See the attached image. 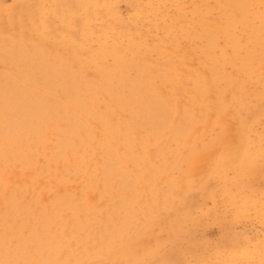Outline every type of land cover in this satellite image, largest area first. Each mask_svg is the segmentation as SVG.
Here are the masks:
<instances>
[{
    "label": "bare ground",
    "instance_id": "1",
    "mask_svg": "<svg viewBox=\"0 0 264 264\" xmlns=\"http://www.w3.org/2000/svg\"><path fill=\"white\" fill-rule=\"evenodd\" d=\"M67 1L71 7L67 6ZM136 1L142 6L143 17L151 20L146 24L135 23L132 32L119 30L120 36L116 34L114 38L123 46L117 51L119 55H110L115 66L103 76L107 86L112 85L120 94L119 100L94 89L95 83L79 76L78 71L82 75L86 73L78 66L64 67V55L56 54L51 60H45L57 69L54 73L57 76H50L51 72L41 77L26 74V69L35 63L20 60V56L32 47L37 50L36 45L52 47L50 43L48 46L40 42H45L46 35L52 34V31L47 34L44 26L49 25L46 21L56 13L45 5V0H12L13 6L0 1V29H6L0 33V56L16 61L3 72L4 76L0 74V231L4 225L8 233L16 232L13 225L21 221L30 225L26 227L29 235L39 227L50 230L47 224L52 221L53 214L48 204L41 207L34 189L40 184L48 191L47 200L54 213L64 208L71 212L70 230L78 229L82 221L96 223V216L105 215L100 212L104 207L108 210L105 221L109 223L118 220L122 226H129L136 211L150 221L155 216L154 211L134 208L138 204L137 189L130 187L128 195L123 193L124 179L129 178V165L124 166L126 160L134 162L135 169L144 168L149 172L142 185L151 191L158 171L152 164L145 166L144 160L158 158L162 165L170 159L176 162L177 146H188L211 133L222 144H227L226 157H231L234 149L229 145L246 143L247 128L264 119V110L260 113L257 110L259 101L264 104V0H177V30L174 21H169L164 12L165 5L173 0ZM52 2L56 3L57 9H53L57 13L69 9L75 11L71 14L75 16L79 8L83 18L104 14L107 17L111 15L106 12L117 11V4L109 0ZM15 7H18L17 14H13ZM10 18L18 25H13ZM77 18L72 17L73 27L68 37L66 31L61 30L58 32L60 38L71 40L74 34L85 37L81 32L87 31V23ZM160 22L165 28H159ZM76 24L80 27H75ZM142 26L150 32L142 33ZM7 33L17 37L14 45L8 37H3ZM37 39L40 42L35 41ZM152 43L154 46H150ZM168 43L171 44L169 50ZM91 44L87 39H79L69 50L84 56ZM138 55L142 59L136 60ZM226 63L231 64L230 71L224 68ZM42 70L47 71L45 67ZM253 74L255 80L251 78ZM70 75L81 81H66ZM58 80L62 85L56 83ZM58 95H63L62 100L59 101ZM120 102L136 110V116L126 120L117 115L115 109ZM44 113L47 114L46 123L36 126L27 123L37 121ZM17 128L26 129L25 133L35 136L36 146H40V151H36L40 156L36 164H30L31 158H27L29 145L23 143L25 136L8 131ZM95 128L100 129L98 139ZM44 133L49 135L47 141L41 137ZM94 143L99 144L101 154L96 152ZM116 145L123 146L125 151L121 152ZM140 151L145 152L144 156H139ZM45 153L50 157L45 158ZM97 157L102 159L101 163ZM43 163L46 169H41ZM55 163L60 166L58 182L48 174L56 170ZM41 176L43 184L39 180ZM69 178L82 190L90 188L84 192L94 195L93 200L81 201L80 196L68 188L58 193L56 188ZM166 180L170 185L165 186L161 196L167 200L177 182ZM113 194L121 202L111 204ZM75 202H80L81 207H76ZM20 209L26 213H20ZM262 249L260 261L264 262V245ZM0 256L2 262L1 251ZM241 258L253 257L244 251ZM8 263L17 264L15 260Z\"/></svg>",
    "mask_w": 264,
    "mask_h": 264
},
{
    "label": "rangeland",
    "instance_id": "2",
    "mask_svg": "<svg viewBox=\"0 0 264 264\" xmlns=\"http://www.w3.org/2000/svg\"><path fill=\"white\" fill-rule=\"evenodd\" d=\"M0 1L3 5L13 6L12 0ZM109 1L117 4V11L106 12V15H111L107 17L104 14L101 17L86 15L83 18L78 8L79 12L75 16L78 17V21L85 19L87 31L81 32L85 37L74 34L70 40L66 37L73 27L71 20L75 16L71 14L75 11L61 9L57 13L56 3L52 0H45V5L50 6L56 13L52 15V18L49 17V23L46 21L51 26H44L47 29L45 32L52 31V34L47 33L45 42H40L38 39L35 41L47 43V45L50 43L52 47L48 45L49 48H39L36 45L37 50L32 47L27 54L20 56V60L35 63L26 69V74L32 73L35 77H41L51 72L50 76H57L54 74L57 69L45 60L46 58L51 60L56 54L64 55L66 57L64 67L78 66V69L86 73L82 75L76 69L79 76L87 82L90 79L91 83H95L94 89L119 100L120 94H117L112 85L107 86L109 84L103 78L104 72L112 71L115 66L110 55L112 53L119 55L117 51L123 46L114 36L119 34V30L132 32L135 23L146 24L151 19L143 17L142 6L136 0ZM70 4L67 1V6L71 7ZM14 9L13 14H17L18 7ZM33 10H36L35 7ZM164 12L169 21H174L173 25L177 30V0L166 4ZM10 20L13 25H18L11 18ZM74 26L80 27L78 24ZM158 26L165 28L161 22ZM5 30V28L0 29V33H4ZM61 30L66 31V37L60 38L58 32ZM141 32L148 34L150 30L142 26ZM3 37H8L12 45L15 44L17 38L9 33L3 34ZM79 39H87L93 43L90 46L86 45L87 55L83 56L81 53L69 50L72 44H78ZM147 39L152 42L149 36ZM162 44L163 42L161 46ZM151 45L154 46L153 43ZM170 48L171 44L168 43L167 49ZM140 51L144 54L142 49ZM135 58L136 60L142 59L140 55ZM37 60L41 62L37 63ZM3 62L4 65L1 66ZM13 63L16 61L0 56L1 76H4L3 72L8 70L9 65ZM105 63L108 65L107 68H104ZM44 67L47 69L46 72L42 70ZM226 67L229 71L231 70V64H224V68ZM251 78L255 80L256 75L253 74ZM71 79L78 78L70 75L66 81ZM78 80L81 81V79ZM56 83L62 85L61 80ZM154 88L156 89V86ZM81 89L83 93L86 92L83 91L85 88ZM62 96H57L59 101L62 100ZM115 110L117 115L126 120L136 116V110L129 109L125 102H120ZM257 110L259 113L264 110L263 102L259 101ZM45 117H47L46 113L41 114L37 121H27V123L33 126L41 125L46 123ZM8 131L25 136L23 143L29 145L26 150L27 158H31L30 164H36L34 162L40 157L36 151H40V146H36L35 136L29 132L25 133L24 131L28 130L21 128L8 129ZM99 133L100 129L95 128L94 134L98 135L97 139L100 136ZM48 136L46 133L41 135L45 141ZM213 136L214 133L204 134L198 142L188 146H177L176 162L170 159L169 163L162 165L161 159L158 158L144 160L145 166L150 167L152 164L158 171L151 185V191H147L142 185V181L146 179L149 172L147 173L144 168L135 169L134 162L125 161L124 166L129 165L127 172L129 178L126 176L124 179L123 193L128 195L130 187L137 189L138 204L134 208H141L143 212H155L153 219L146 221L144 214L136 211L133 222L129 226H122L121 221L118 220L113 223L105 221L108 210L104 207L100 212H104L105 215L96 216V223L82 221L78 229L70 230V220L73 219L71 212L67 208L57 214L54 213V209V212L51 210L52 204L47 200L48 191L40 184L43 180L41 176L40 182H37L40 187L34 189L41 201V207H44V203L48 204L53 214L52 221L50 220L51 222L47 224L50 230L39 227L32 235H29L26 227L30 225H25L21 221L17 226L13 225V228L16 227V232L8 233L2 225L3 228L0 231L2 262L0 264H9V260H15L17 264H264L260 261L264 245V119L258 123H252L247 128L246 143L238 146L234 143L229 145L234 149L231 157H226L227 144H222ZM50 140L49 137L48 141ZM93 145L96 152L101 154L99 144L94 143ZM115 147L121 152L125 151L123 146L116 145ZM47 150L46 148L44 151ZM126 152L130 155L128 150ZM45 154V158L50 157L47 153ZM144 154V151H140L139 156L142 157ZM99 157L97 159L101 163L102 159ZM110 163H106V166ZM38 166L40 168V165ZM54 166L56 170L48 174L52 180L58 182L59 163H55ZM41 169H46L45 163L41 165ZM70 178L56 188L58 193L68 188L73 194L79 195L81 201L93 200L94 195L84 192L90 188L82 190L81 187L78 188L76 182H70ZM167 178L172 182H177V185L173 192L171 190L172 194L170 193L171 195L166 200L161 193L169 184ZM134 179L138 182L133 183ZM45 180L46 178L44 182ZM116 189L120 190V187L117 186ZM110 200L111 204L121 202L116 194H113ZM75 206L80 208L81 203L75 202ZM20 213L26 212L20 209ZM1 244H3L2 247ZM244 251L250 253L253 258L249 260L241 258Z\"/></svg>",
    "mask_w": 264,
    "mask_h": 264
}]
</instances>
